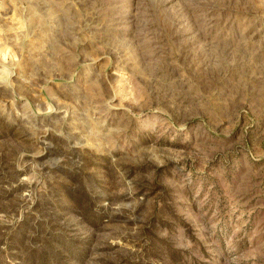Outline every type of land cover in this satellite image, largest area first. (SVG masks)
I'll return each mask as SVG.
<instances>
[{"label": "rangeland", "instance_id": "obj_1", "mask_svg": "<svg viewBox=\"0 0 264 264\" xmlns=\"http://www.w3.org/2000/svg\"><path fill=\"white\" fill-rule=\"evenodd\" d=\"M0 264H264V0H0Z\"/></svg>", "mask_w": 264, "mask_h": 264}]
</instances>
